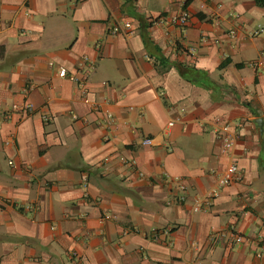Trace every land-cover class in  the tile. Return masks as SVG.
I'll use <instances>...</instances> for the list:
<instances>
[{"label":"crops","instance_id":"obj_1","mask_svg":"<svg viewBox=\"0 0 264 264\" xmlns=\"http://www.w3.org/2000/svg\"><path fill=\"white\" fill-rule=\"evenodd\" d=\"M257 27L256 0H0V264H264Z\"/></svg>","mask_w":264,"mask_h":264},{"label":"built area","instance_id":"obj_2","mask_svg":"<svg viewBox=\"0 0 264 264\" xmlns=\"http://www.w3.org/2000/svg\"><path fill=\"white\" fill-rule=\"evenodd\" d=\"M235 17H238V15H236ZM190 20V13L187 10H182L178 15H175L171 18H169L168 20L166 18L160 17L157 19H154L151 21V24L156 25V24H164L166 22H169L171 25L178 27L180 29H184ZM264 33V28L262 27H257L254 29L253 33H252V37L254 36H259L260 34ZM110 34L111 35H118V34H122L124 36H129L132 35V31L130 30L129 25L127 24H123V25H115L110 29ZM229 36L230 37H234L235 36V31L234 30H230L229 31ZM192 50V49H191ZM193 51V50H192ZM260 65V63L255 62L254 64H252V66L256 67L257 65ZM58 74L60 76H66V70L63 68H60L58 70ZM71 80L76 83L77 85L82 86L80 80L75 77L72 76ZM22 110H24L27 113H31L33 111V107L30 104L25 105ZM108 119H111V115H107ZM42 120H44V122H47L48 118L46 116L42 117ZM215 132L218 134V138L221 141V152L223 154H226L229 156L232 146H233V135L230 133L229 130V126L228 125H222L219 126L217 128H215ZM152 140L151 139H144L142 141V145H151ZM239 169L237 164L234 161H231V163L227 166V168L224 170V172L222 174H219L217 176L216 179V185L215 187L210 191L208 198L211 199L215 196H217L218 192L220 189H222L223 187L228 186L229 184H231L232 182L236 181L239 179V175H238ZM180 200H182V198H180ZM200 204L198 202H196L193 206V210L194 211H198L200 209ZM229 231L234 234V240L235 242H240L242 239L240 236H238L235 231L234 228L231 227L229 229ZM159 233H155L152 237L154 241H158L159 238L163 235L166 234V231L162 232L160 235H158ZM224 237L223 232H212L210 234V240L212 242H220L221 239ZM73 257H75V254H73Z\"/></svg>","mask_w":264,"mask_h":264},{"label":"trees","instance_id":"obj_3","mask_svg":"<svg viewBox=\"0 0 264 264\" xmlns=\"http://www.w3.org/2000/svg\"><path fill=\"white\" fill-rule=\"evenodd\" d=\"M257 2H258V4H260V5H263L264 4V0H256ZM188 1H186V3H187Z\"/></svg>","mask_w":264,"mask_h":264}]
</instances>
